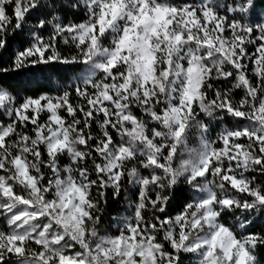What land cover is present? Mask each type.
<instances>
[{
    "label": "snow or ice",
    "instance_id": "obj_1",
    "mask_svg": "<svg viewBox=\"0 0 264 264\" xmlns=\"http://www.w3.org/2000/svg\"><path fill=\"white\" fill-rule=\"evenodd\" d=\"M0 264H264V0H0Z\"/></svg>",
    "mask_w": 264,
    "mask_h": 264
}]
</instances>
